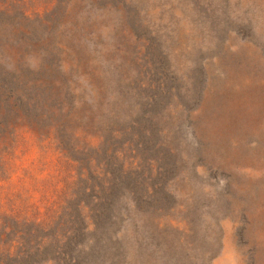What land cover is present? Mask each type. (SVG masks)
<instances>
[{"label": "rangeland", "instance_id": "1", "mask_svg": "<svg viewBox=\"0 0 264 264\" xmlns=\"http://www.w3.org/2000/svg\"><path fill=\"white\" fill-rule=\"evenodd\" d=\"M0 264H264V0H0Z\"/></svg>", "mask_w": 264, "mask_h": 264}]
</instances>
